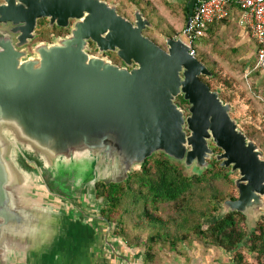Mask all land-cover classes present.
<instances>
[{
    "label": "water",
    "instance_id": "1",
    "mask_svg": "<svg viewBox=\"0 0 264 264\" xmlns=\"http://www.w3.org/2000/svg\"><path fill=\"white\" fill-rule=\"evenodd\" d=\"M42 17L62 27L75 22L68 36L29 47ZM0 24L9 25L0 29V264H93L79 245L97 241V220L108 224L112 247V223L72 200L51 198L44 178L21 162V151L52 173L72 160L82 162L74 166L80 174L90 166L86 179L75 175L74 187L75 198L88 189L89 201L98 182H125L154 153L196 172L215 156L237 174L238 196L224 200L214 220L239 212L250 238L264 216V154L221 89L203 79L213 73L181 36H164V49L144 35L154 25L141 9L130 21L104 0H3ZM89 41L124 65L91 54ZM210 143L221 152L214 154Z\"/></svg>",
    "mask_w": 264,
    "mask_h": 264
},
{
    "label": "trees",
    "instance_id": "2",
    "mask_svg": "<svg viewBox=\"0 0 264 264\" xmlns=\"http://www.w3.org/2000/svg\"><path fill=\"white\" fill-rule=\"evenodd\" d=\"M132 1L142 11L148 7L156 11L153 0ZM189 16H186L187 22ZM186 21L181 16L182 28ZM192 49L197 52L194 41ZM249 76L254 78L252 87L257 86L256 76L252 73ZM220 82H225L226 88L231 89L232 82ZM257 97L260 100L258 110L263 113L264 93ZM177 102L182 107L188 104L181 96ZM209 163L210 166L202 172H190L182 162L158 152L147 158L125 182L109 186L98 182L99 195L108 201L102 215L114 224L113 236L129 249H142L144 264L155 262L161 251L182 253L183 248L192 247L194 243L206 249L237 250L235 258L238 263L242 261L244 251L255 255L257 261L264 264V221L258 222L255 231L246 239L245 218L241 213L227 212L212 220L218 213L220 201L228 196L232 179L229 168L221 166L219 161L213 159ZM133 230H137V234L132 235Z\"/></svg>",
    "mask_w": 264,
    "mask_h": 264
},
{
    "label": "rangeland",
    "instance_id": "3",
    "mask_svg": "<svg viewBox=\"0 0 264 264\" xmlns=\"http://www.w3.org/2000/svg\"><path fill=\"white\" fill-rule=\"evenodd\" d=\"M104 1L107 2L108 4H114L117 8L118 13L121 14L122 16L126 17L129 20L130 19L134 20V10L137 5L132 0H104ZM143 13L146 17L152 20L153 25H154L153 28H149L148 30L145 31L146 36L150 37L157 44H159L161 47L164 48V45L166 46L165 41H164V36L173 37L177 35L178 34L177 31L180 30L181 24L169 22L166 15L152 14L153 12L149 10L148 8H146V11H143ZM169 18H170V15H169ZM170 24H173L174 27H171ZM180 36L187 43H191V42L193 43L194 41V46L199 53V46L202 43V39L195 38L192 41L186 35H184V33L181 34ZM33 43H37V38H34V40L29 45V47H31ZM212 50L213 52H217L219 48L215 44ZM197 56L199 60L200 59L202 60L201 55L198 54ZM114 58L116 59L115 62L117 64H119L120 66L124 65L119 59L116 58V55H114ZM203 58H206V57H203ZM222 64L223 65H220L219 63L209 64V66L211 67V70H213V75L212 77L203 76V78L206 80V82L209 85L214 87L213 89H216V88L221 89V93H222L221 96H223V99L229 101V94H231L232 100H230L229 103L234 108L233 111L231 112L232 116L238 119L239 126L241 127V129L244 130L248 138L252 140L264 154V118L262 117L264 112L261 113V111L258 110V107L260 105V100H259V97H257L259 92L261 93L262 87L261 86H259V88H257V86L252 87V82H251L252 77H250L248 74H242L240 69L234 73H229L228 64L227 63H222ZM220 80H224V81L227 80V82L231 81L232 82L231 89H227L226 88L227 86H225V82H220ZM256 85H257V81H256ZM254 89H259V91L256 92ZM187 107H188V104H186L185 107L183 108L186 109ZM248 134L250 135L251 138L249 137ZM210 145H211V148H213L214 150V154L221 152V150L215 147L213 143H210ZM25 155L27 156L28 159L30 160L33 159L34 161H36L37 166L29 165L26 161L27 159ZM20 156H21L20 158L21 162H24V165L26 167H33L34 171L36 170V173L39 176V178L41 179L42 177L44 178V180L47 183V186L44 184L43 181L42 182L47 187L46 190L50 189V191L48 190V192L51 198L54 199V196L56 195V197L57 196L61 197V198H58V197L56 198V200L58 201L61 200L63 202H69L70 200H72L75 204L80 206L85 211L86 214L94 215L97 217L99 216L104 217L102 215V210L107 206L108 201L106 199L105 202L103 203L98 202L102 197L105 198V196L99 195L97 185L95 186V191H91V194H90L91 200H94V201L88 200L89 198L86 195V194H89L88 189H83L80 193L76 191L77 196L80 195V197H76V198L74 197L75 195L74 187H77V183H78L75 175H77L78 173L79 174L78 177L80 179H86L89 175H91L90 173L91 169L89 168L90 166L88 167L87 171L84 174H80V171L78 172L76 167L74 166L75 164L82 163V162L77 161V160H72L71 162H69L68 165L59 164L58 167L57 166L55 167V170L52 173V172H48L43 167V165L41 164V162H39L36 156L34 157L33 155H28L27 153L25 154L22 151L20 152ZM213 159H215V156H213L209 160V162H211ZM188 169L190 172H193V168H188ZM50 173L53 176H51ZM230 176L232 179V183L231 185H229V191L227 194L228 196L225 198V200L235 199L238 196V191L235 188L234 183H233V179L237 177V174L230 173ZM222 202H224V200L220 201L219 206L221 205ZM71 205L72 207L75 206L74 204H71ZM78 210L81 213L83 212L81 209H78ZM78 210H76V212ZM71 211H73V209ZM81 213H78L76 216L81 218L83 216ZM71 214H74V213L72 212ZM217 214L218 213H216L214 216H216ZM83 218H86V216H83ZM262 218L257 220L256 224L260 221H263ZM213 219L214 218H212V220ZM99 223H100V227L102 231L100 232L104 235L107 232L108 224L105 221H101V220ZM97 225L98 224L95 222L92 226L96 228ZM245 225L248 231L249 227L246 221H245ZM131 226H132L131 224L128 226L129 231H130ZM113 228H114V224L112 223L111 224L112 234L114 230ZM96 234H97V231H96ZM134 234H137V230H133L132 235ZM79 246L85 248L86 254H88V251H89L90 254L93 255V251H96V247L98 246V241H95V242H88V241L84 242L83 241L80 243ZM194 246H195V243L193 244L192 247H189L186 249L183 248L181 250L182 253L170 252L167 250L161 251L157 255L156 261L153 262L152 264H176L175 260H172V257L177 258L178 256L183 258V262H185V259L187 258L189 259L193 255ZM133 249L137 250L138 259H140L143 262L144 259H142V256H143L144 251L140 248H133ZM144 262L142 264H144Z\"/></svg>",
    "mask_w": 264,
    "mask_h": 264
},
{
    "label": "crops",
    "instance_id": "4",
    "mask_svg": "<svg viewBox=\"0 0 264 264\" xmlns=\"http://www.w3.org/2000/svg\"><path fill=\"white\" fill-rule=\"evenodd\" d=\"M153 3L156 6V11L148 7L151 11L153 10L154 13L152 14L166 15L169 22L176 24L180 23L181 16L186 21V16L191 14L196 7L195 0H153ZM227 7L229 16L222 21L209 24L206 35L198 37L202 39V43L199 46V53L197 51L195 55H201L202 60H200L207 65L212 73L213 70L209 66L211 63H219L220 65L227 63L229 73H234L239 69L242 74L249 75L252 73V76H256L257 86L262 87L261 93L259 92L262 94L264 93V69L256 67L257 43L251 36L248 23L243 21L244 15L236 0H230ZM150 22L153 24L152 20ZM186 25L187 21L183 28L186 29ZM171 27L174 26L171 25ZM180 27L182 28L181 25ZM183 28L181 32L177 31L179 33L173 37L183 34L185 30ZM215 44L219 48L217 52L212 50ZM252 79L254 80L253 77ZM262 117L264 118V113ZM95 222L101 231L100 220ZM101 232L97 237L96 251L92 250L93 264H142L144 262L138 259L137 250L129 249L122 240L113 236L112 233L108 238L112 245L110 247L106 243V233L103 235ZM242 252V261L238 263L235 258L238 253L237 250L226 252L219 248L206 249L203 245L195 243L193 255L189 259H185V262L179 256L177 258L172 257V260H175L176 264H260L255 255Z\"/></svg>",
    "mask_w": 264,
    "mask_h": 264
},
{
    "label": "built area",
    "instance_id": "5",
    "mask_svg": "<svg viewBox=\"0 0 264 264\" xmlns=\"http://www.w3.org/2000/svg\"><path fill=\"white\" fill-rule=\"evenodd\" d=\"M230 0H195V9L188 19V28L184 30L192 41L205 36L209 24L219 22L229 16ZM244 15V22L250 27L251 36L257 43L256 67L264 69V0H236ZM192 46V42L188 43ZM191 54L195 55L193 49Z\"/></svg>",
    "mask_w": 264,
    "mask_h": 264
},
{
    "label": "flooded vegetation",
    "instance_id": "6",
    "mask_svg": "<svg viewBox=\"0 0 264 264\" xmlns=\"http://www.w3.org/2000/svg\"><path fill=\"white\" fill-rule=\"evenodd\" d=\"M2 2H3V0H0V3H2ZM130 21H134V20L130 19ZM74 22H75V19H71L68 26L62 27V26H58L57 24L51 25L50 21L47 17H42V18L38 19V21H37L35 38H37V42H45V43H51L54 39H57V38H64L70 34V30H71V27L73 26ZM8 27H9V25L0 24V29L7 30ZM148 29L149 28L143 30L144 35H146L145 31ZM89 47H90L89 52L91 54L97 55L101 58H107L108 60L112 61V63L117 64L115 62L116 59L114 58V55H116V53H114L112 51L100 50L96 46L95 42H93V41H89ZM165 48H166V46L164 45V49ZM116 58L119 59L123 63V61L117 55H116ZM117 65H119V64H117Z\"/></svg>",
    "mask_w": 264,
    "mask_h": 264
}]
</instances>
